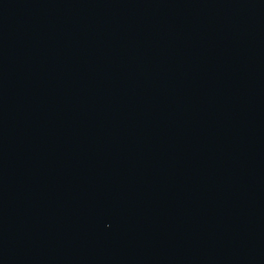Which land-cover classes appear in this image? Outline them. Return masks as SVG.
<instances>
[{
	"label": "water",
	"instance_id": "obj_1",
	"mask_svg": "<svg viewBox=\"0 0 264 264\" xmlns=\"http://www.w3.org/2000/svg\"><path fill=\"white\" fill-rule=\"evenodd\" d=\"M0 264H264V0H0Z\"/></svg>",
	"mask_w": 264,
	"mask_h": 264
}]
</instances>
